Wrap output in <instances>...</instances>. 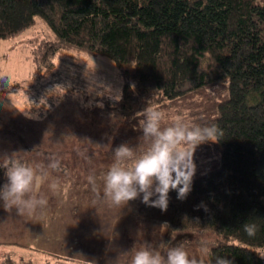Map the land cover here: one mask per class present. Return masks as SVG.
Here are the masks:
<instances>
[{"label":"trees","instance_id":"16d2710c","mask_svg":"<svg viewBox=\"0 0 264 264\" xmlns=\"http://www.w3.org/2000/svg\"><path fill=\"white\" fill-rule=\"evenodd\" d=\"M37 17L58 36L37 51L44 67L73 49L108 57L120 69L122 99L105 97L92 114L110 127V157L127 146L133 157L125 164L151 147L141 124L150 107L163 113L161 130L177 122L218 126V140L201 144L218 159L197 168L186 200L170 192L166 212L141 202L142 238L154 240L163 230L166 241L177 231H213L221 240L210 264H264V0H0V40L23 33ZM48 153L47 163L76 179L112 162L106 152ZM6 161L0 194L13 163L28 168L24 159Z\"/></svg>","mask_w":264,"mask_h":264},{"label":"rangeland","instance_id":"374dc122","mask_svg":"<svg viewBox=\"0 0 264 264\" xmlns=\"http://www.w3.org/2000/svg\"><path fill=\"white\" fill-rule=\"evenodd\" d=\"M56 40L42 17L0 40V162L24 159L33 172L19 202L0 194V264H132L140 249L166 260L177 247L190 261L210 264V250L221 240L215 232L177 231L166 241L163 230L154 240L142 238V194L120 204L106 194L105 177L116 158L110 157V127L92 114L107 97L121 95L124 78L112 59L73 49L61 50L53 66L44 67L37 51ZM75 148L106 152L112 162L77 179L46 162L48 152L63 158ZM194 159L204 168L218 155L200 145Z\"/></svg>","mask_w":264,"mask_h":264},{"label":"clouds","instance_id":"9594fccd","mask_svg":"<svg viewBox=\"0 0 264 264\" xmlns=\"http://www.w3.org/2000/svg\"><path fill=\"white\" fill-rule=\"evenodd\" d=\"M110 98L118 102L122 96ZM144 115L146 119L141 124L145 137L153 138L151 147L128 167H124L121 162L125 158L131 159L133 151L127 146L117 148L116 163L105 177V191L116 204L134 200L142 194L144 204L166 212L170 192L175 191L176 198L184 201L192 191L197 172L194 159L196 150L205 142L214 143L218 140V126L188 128L177 122L161 130L162 112L150 107ZM7 163L5 161V166ZM7 176L9 184L5 186L2 197L7 200L14 196L16 200L13 202H19L20 196L32 182L33 172L30 168L13 163ZM245 231L249 236L255 234L248 226H245ZM132 264H196V261H190L187 254L177 247L168 251L166 260L158 253L139 251Z\"/></svg>","mask_w":264,"mask_h":264},{"label":"crops","instance_id":"0c3cea01","mask_svg":"<svg viewBox=\"0 0 264 264\" xmlns=\"http://www.w3.org/2000/svg\"><path fill=\"white\" fill-rule=\"evenodd\" d=\"M76 149V148H75Z\"/></svg>","mask_w":264,"mask_h":264}]
</instances>
